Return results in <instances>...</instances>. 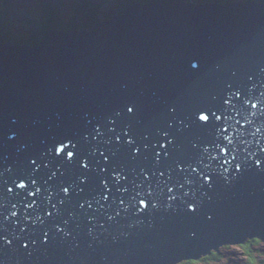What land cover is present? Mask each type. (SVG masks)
Returning <instances> with one entry per match:
<instances>
[{
    "label": "water",
    "instance_id": "water-1",
    "mask_svg": "<svg viewBox=\"0 0 264 264\" xmlns=\"http://www.w3.org/2000/svg\"><path fill=\"white\" fill-rule=\"evenodd\" d=\"M258 4L133 2L89 30H50L32 49L0 46V167L22 169L65 138L83 144L88 122L108 119L138 139L173 123L175 153L190 152L204 131L195 113L212 107L227 84L243 91L255 85L256 96L264 90V5ZM113 152L119 162L120 152ZM252 159L238 174L186 184L188 195L174 201L154 184L147 209L129 208L110 221L99 216L89 224L68 205L63 232L51 228L46 244L39 229L26 233L28 248L15 240L0 247V264H179L187 253L207 256L261 240L264 163L258 169ZM61 171L69 175L72 168Z\"/></svg>",
    "mask_w": 264,
    "mask_h": 264
},
{
    "label": "snow or ice",
    "instance_id": "snow-or-ice-1",
    "mask_svg": "<svg viewBox=\"0 0 264 264\" xmlns=\"http://www.w3.org/2000/svg\"><path fill=\"white\" fill-rule=\"evenodd\" d=\"M255 90V85L243 91L229 83L213 97L212 107L197 111L195 126L204 131L183 155L174 151L176 140L169 131L173 123L155 136L141 134L138 139L127 129H118L115 119H108L89 121L91 128L82 135L83 144L65 138L41 155L29 157L22 169L0 167V247L15 240L27 249L25 234L37 229L46 244L51 228L63 232L61 224H68L64 219L68 205L89 224L99 216L110 221L129 208L147 209L154 184L163 185L167 199L174 201L178 194L188 195L183 191L186 184L198 178L210 184L215 175L240 173L250 157L259 169L264 163V90L258 96ZM127 112L133 108L127 107ZM113 149L120 152L119 162L113 159ZM68 167L72 171L66 175L61 169ZM188 210L195 211V207L189 205ZM255 244L264 241L257 239ZM236 246L248 251L251 242ZM179 264H208V259L203 252H191Z\"/></svg>",
    "mask_w": 264,
    "mask_h": 264
},
{
    "label": "rangeland",
    "instance_id": "rangeland-1",
    "mask_svg": "<svg viewBox=\"0 0 264 264\" xmlns=\"http://www.w3.org/2000/svg\"><path fill=\"white\" fill-rule=\"evenodd\" d=\"M155 1H160V0H152L146 4H150ZM185 1L186 3L189 1L188 3L190 4L191 3L199 4L201 0H185ZM208 1L209 2L203 0V2L205 3H210V4L212 3V1L210 0ZM217 1L219 0H214L213 3ZM230 2L228 1L225 3H230ZM121 3L122 2L120 0H61V3L60 0H0V16H2L1 20H3V25L6 30L5 33L7 34V32H11L15 37L13 43L10 42L7 43L4 42L5 41L4 40L3 42H0V46L9 45V47H13L11 46V44L14 46H17L18 44L30 45L21 42L23 39V35L25 34L28 35V33L32 30L38 31L40 29L39 22L41 23V21L45 18L44 11L45 9H47L48 6L51 5L58 6L60 8L61 17H63L62 19L66 22L70 20V18L76 15V13L72 11L74 9H78L80 5L83 4L82 6L86 5L88 7L95 6L98 8L100 12V17H99L100 20L98 21H104V20H110L113 16L126 13L128 7L132 5L133 1L132 3L127 4L126 11L124 13H118ZM135 3L145 5L144 3L141 2H135ZM260 3L261 2H259V4ZM217 4H221V3L218 2ZM261 5H263V3H261ZM76 12L79 14L80 13L79 9ZM107 15H112V16L111 17L109 16L110 17L109 18L107 17ZM76 19H77L76 22L79 26H74L71 29H65V30L68 31V30L79 29L81 31H84L86 28L84 27L79 28L83 23L82 18L76 17ZM91 27H88L87 30H89ZM61 29L64 31V28ZM41 43L37 46H40ZM37 46L30 45L31 49L32 47H37ZM262 241H264V239ZM252 248H253L252 249L253 254L258 259L257 263L264 264V244L262 245L255 244L253 245ZM216 253L220 254L221 262L218 263L208 262V264H250L249 257L247 256L246 252L243 249L238 248L236 245L224 246L220 249V251Z\"/></svg>",
    "mask_w": 264,
    "mask_h": 264
},
{
    "label": "trees",
    "instance_id": "trees-1",
    "mask_svg": "<svg viewBox=\"0 0 264 264\" xmlns=\"http://www.w3.org/2000/svg\"><path fill=\"white\" fill-rule=\"evenodd\" d=\"M122 3L120 4V8L118 13H124L126 11V6L129 3H132V1L134 2H141V3H149L152 0H120ZM205 1V0H204ZM207 2H209L208 0H206ZM214 1V0H212ZM230 2L232 0H219V2L221 3H225V2ZM244 1H257V2H261L264 3V0H244ZM200 2H203V0H201ZM61 3V0H60ZM83 5V4H82ZM80 5L78 7L79 11H80V15L76 12L78 9H74L72 12H75L76 15L72 18H70V20H68L67 22L64 21L61 17V12H60V8L58 6H48L47 9H45L44 13H45V18L41 21V23L39 22V26L40 29L37 30H32L28 33V35H23V39H22V43H27L30 44L31 46H37L41 43V41L44 39L45 35L51 30V29H60L64 28V29H71L74 26H79L76 22V17H81L83 20V25L81 24V27L84 28H88L91 27L92 25L96 24L100 17V12L98 10L97 7H88V6H82ZM76 10V11H75ZM71 12V13H72ZM111 17L112 15H107V17ZM109 17V18H110ZM106 18V17H105ZM2 16H0V42H10L13 43V40L15 39L14 35L11 32H7V34L5 33L6 30L4 28L3 25V20ZM76 24V25H74ZM67 25V26H65ZM25 36V37H24ZM19 40V39H17ZM24 41V42H23ZM20 42V43H21ZM18 44V43H17ZM20 45V44H18ZM264 239V238H263ZM262 239V240H263ZM257 240V239H256ZM251 242V248L248 251H245L247 256L249 257V262L250 264H258V259L257 257L253 254L252 251V247L253 245H255V240H249L247 241V243ZM208 259V262H221V257L219 253L213 252L212 254L206 256Z\"/></svg>",
    "mask_w": 264,
    "mask_h": 264
},
{
    "label": "bare ground",
    "instance_id": "bare-ground-1",
    "mask_svg": "<svg viewBox=\"0 0 264 264\" xmlns=\"http://www.w3.org/2000/svg\"><path fill=\"white\" fill-rule=\"evenodd\" d=\"M185 1V0H184ZM210 1H212V0H210ZM189 2V1H188ZM186 3V1H185V3L187 4V5H189L190 3ZM194 2V1H193ZM213 2V1H212ZM219 1H217V2H215V3H218ZM236 2H250V3H256L257 4V2H254V1H244V0H232L230 3L232 4V3H236ZM219 3H221V2H219ZM224 3V2H223ZM223 3H221V4H223ZM259 3V2H258ZM192 4V3H191ZM196 4V3H195ZM206 4H210V3H206ZM259 5V4H258ZM263 5H264V3H263ZM260 6H261V3H260ZM63 31V30H62ZM11 46H13V47H16V46H14V45H12L11 44ZM18 46V45H17ZM256 238H253V239H249V240H255ZM245 243H247V242H245ZM224 246H230V245H224ZM223 246V247H224ZM222 247V246H221ZM221 249V248H220ZM215 252H218V251H215ZM208 256V255H207Z\"/></svg>",
    "mask_w": 264,
    "mask_h": 264
}]
</instances>
